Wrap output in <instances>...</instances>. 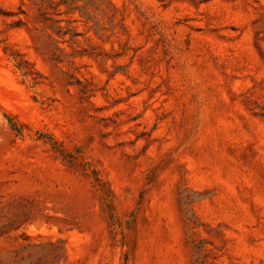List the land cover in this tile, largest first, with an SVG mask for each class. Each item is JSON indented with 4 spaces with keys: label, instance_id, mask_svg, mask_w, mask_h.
I'll use <instances>...</instances> for the list:
<instances>
[{
    "label": "rangeland",
    "instance_id": "374dc122",
    "mask_svg": "<svg viewBox=\"0 0 264 264\" xmlns=\"http://www.w3.org/2000/svg\"><path fill=\"white\" fill-rule=\"evenodd\" d=\"M0 264H264V0H0Z\"/></svg>",
    "mask_w": 264,
    "mask_h": 264
}]
</instances>
